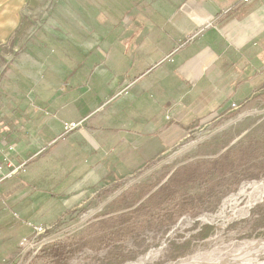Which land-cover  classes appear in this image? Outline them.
I'll return each instance as SVG.
<instances>
[{
  "label": "rangeland",
  "instance_id": "374dc122",
  "mask_svg": "<svg viewBox=\"0 0 264 264\" xmlns=\"http://www.w3.org/2000/svg\"><path fill=\"white\" fill-rule=\"evenodd\" d=\"M120 1L0 0V105L4 102L0 119L8 118L7 111L16 109L13 92L25 93L28 80L22 78V73L35 84L48 82L44 71L49 57L77 54L76 51L84 56L98 52L105 55L128 39H182L183 45L201 39L214 25L212 17L191 23L196 20L192 16L189 21L178 19V27L162 18L152 24L148 5H181L186 10L193 0ZM110 63L107 66L112 68L113 62ZM263 73L256 72L254 91L233 104L230 111L192 123L187 137L167 154L136 174L112 182L103 197L101 194L95 202L75 208L60 219L28 221L27 214L13 208L26 196L28 190L23 183L16 180L1 187L0 264H18L21 239L36 234L29 223L55 225L51 230L54 234L50 235H54L52 242L63 240L75 245V256L69 264H89L94 258H103L111 244L100 245L98 239L107 232L115 233L114 244L134 251L146 248L135 261L125 264H181L197 259L209 260L208 264H227L230 260L264 263V238L258 232L263 229H256L264 210V189H260L264 182ZM133 80L128 77L126 82H120L112 78L114 93L124 90ZM28 87L38 98V85ZM23 100L26 98L18 103ZM224 154H228L229 165L219 164ZM199 165L195 172L198 177H186L178 186L175 199L153 196L170 182L174 173ZM220 166L226 167L224 179H220ZM209 167L214 169L208 171ZM253 174L258 176L250 177ZM255 184L257 187L253 188ZM208 193L212 194L208 195L204 210L196 215L183 214L168 228L160 229L168 211L176 209L177 200ZM206 224L216 229L207 241L195 244L184 257L169 258L173 243L184 244ZM44 260L37 254L27 264H44Z\"/></svg>",
  "mask_w": 264,
  "mask_h": 264
},
{
  "label": "crops",
  "instance_id": "0c3cea01",
  "mask_svg": "<svg viewBox=\"0 0 264 264\" xmlns=\"http://www.w3.org/2000/svg\"><path fill=\"white\" fill-rule=\"evenodd\" d=\"M189 5L148 10L152 24L162 18L176 27L181 18L192 16L196 24L212 17L213 27L195 42L128 39L105 55L49 57L45 83L22 73L40 94L36 98L28 86L25 93L14 91L17 110L7 111V123L0 121V146L13 145L15 164H25L0 188L23 183L28 191L13 208L28 221L60 219L95 202L112 182L167 154L192 123L223 115L254 91L256 72L264 70V0ZM114 77L134 80L114 93ZM65 122L82 126L66 133Z\"/></svg>",
  "mask_w": 264,
  "mask_h": 264
},
{
  "label": "trees",
  "instance_id": "16d2710c",
  "mask_svg": "<svg viewBox=\"0 0 264 264\" xmlns=\"http://www.w3.org/2000/svg\"><path fill=\"white\" fill-rule=\"evenodd\" d=\"M125 0H122V2ZM121 2V1H120ZM121 2V3H122ZM123 5V4H122ZM4 103V102H3ZM1 103V106H4V104ZM5 120V121H4ZM0 121H4L7 123V119H0ZM6 125V124H5ZM228 154L222 155L221 160L219 161L220 165H229L228 160ZM218 164V162H216ZM199 166H192L189 168H183L182 170L174 173L171 176V180L169 183H166L163 185L159 193L154 194L153 196H159V194L163 195V197L167 198H173L177 197V188L178 186L186 181L188 178H195L196 176V170L199 168ZM214 168L209 167L208 171H212ZM192 170V171H191ZM221 173L220 179L225 178L227 171L225 166H220ZM189 171V172H187ZM206 171V173L208 172ZM209 174V173H207ZM252 176H258V175H251ZM187 177V178H186ZM186 178V179H185ZM185 179V180H184ZM209 194H202V195H193L189 197L188 199L182 198L180 200H177L174 204L177 206L176 209L169 210L168 217L166 216L165 219H162L160 229L163 230L164 228H168L169 225L174 224L178 217L183 214H193L196 215L200 210H204V206L207 204V197ZM214 207H216L214 205ZM213 207V208H214ZM262 228L263 230H260L258 232H262L259 234L261 238H264V210L261 212L260 219L256 225V229L259 230ZM215 226L212 224H206L202 227L200 231H198L196 234H193L189 240H187L184 244H178L173 243L171 246V250L168 254L170 259H179L180 257H184L191 253L195 247V244L200 242H205L207 239L215 232ZM116 239L114 232H107L101 235L98 239V242L100 245H108L109 250L107 251L106 255L103 258H94L95 260L90 261L89 264H125L129 261H135L138 257V254H142L146 252V248L138 251L129 250L128 248H125L121 244H114L112 242H115ZM75 246L74 244H71L70 242H65L63 240H58L52 243H48L45 245L42 250L38 253V256L41 258H44V264H69L73 257L75 256V250L73 248ZM93 262V263H92Z\"/></svg>",
  "mask_w": 264,
  "mask_h": 264
},
{
  "label": "built area",
  "instance_id": "2783aa9c",
  "mask_svg": "<svg viewBox=\"0 0 264 264\" xmlns=\"http://www.w3.org/2000/svg\"><path fill=\"white\" fill-rule=\"evenodd\" d=\"M252 0H244V2H251ZM234 107H236L234 105ZM82 126V122H65V131L70 133ZM15 147L11 144L0 146V186L7 180L12 179L18 172H20L25 164H15L12 159V152ZM32 226L36 234L30 237H23L19 245L18 264L28 263L35 255H37L42 248L48 243L52 242L53 236L51 230L55 229V225H34ZM57 239V238H55ZM54 239V240H55ZM5 263V261H3Z\"/></svg>",
  "mask_w": 264,
  "mask_h": 264
},
{
  "label": "bare ground",
  "instance_id": "6f19581e",
  "mask_svg": "<svg viewBox=\"0 0 264 264\" xmlns=\"http://www.w3.org/2000/svg\"><path fill=\"white\" fill-rule=\"evenodd\" d=\"M257 184H258V183H257ZM257 184H255L253 188L257 187ZM260 189H264V182L261 183V187H260ZM247 255H248V254H246V256H247ZM246 256H243L244 259L246 258ZM248 256H249V255H248ZM148 257H149V255L147 256L146 259H148ZM231 259H232V257H231ZM241 259H242V258H241ZM247 259H248V258H247ZM249 259H250V258H249ZM237 260H239V258H238ZM242 260H243V259H242ZM207 261H209V260L197 259L196 261H192V260H190V261L182 262L181 264H208ZM224 264H225V263H224ZM227 264H244V262H243V263H238V261H237V263H233L232 260H230ZM245 264H246V263H245ZM261 264H264V263H261Z\"/></svg>",
  "mask_w": 264,
  "mask_h": 264
}]
</instances>
